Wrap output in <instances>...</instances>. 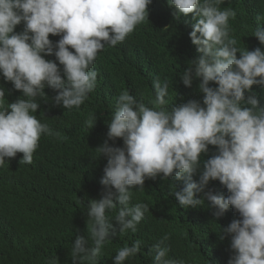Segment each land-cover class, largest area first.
I'll list each match as a JSON object with an SVG mask.
<instances>
[{
    "label": "clouds",
    "instance_id": "9594fccd",
    "mask_svg": "<svg viewBox=\"0 0 264 264\" xmlns=\"http://www.w3.org/2000/svg\"><path fill=\"white\" fill-rule=\"evenodd\" d=\"M152 2L0 0V79L22 94L11 102L13 94L4 99L5 89L0 87V167L18 153L19 163L31 164L42 136L54 135L33 115L40 108L37 98H46L45 87L56 92L54 106L79 109L96 88L98 73L93 66L98 53L125 41L148 19ZM224 2L167 0L177 20L191 14L194 21L189 35L201 55L190 61L180 78L187 87L194 78H202L198 89L203 100L166 106V79L153 80L151 107L127 91L120 93L106 122L107 139L96 148L99 157L107 159L99 181L101 198L86 208L88 235L76 236L71 264H98L105 244L117 235L107 211L116 210L113 218L120 234L135 233L149 206L132 204V189L143 191L146 179L158 177L185 182L172 193L185 209L207 202L217 220L231 213L220 236L223 240L226 234L229 240L226 264H264V107L252 92L253 85L264 89V50L236 46L229 25L236 11L222 10ZM256 21L251 36L264 46V15ZM50 34L60 39L54 44ZM117 138L123 146H110L109 141L114 145ZM209 145L215 146L216 154L202 161ZM216 185L222 195H215ZM0 206L10 213L26 208L11 197L2 199ZM169 239L165 234L149 248L152 264H184L168 257ZM141 243L136 240L120 248L114 264L136 257Z\"/></svg>",
    "mask_w": 264,
    "mask_h": 264
},
{
    "label": "trees",
    "instance_id": "16d2710c",
    "mask_svg": "<svg viewBox=\"0 0 264 264\" xmlns=\"http://www.w3.org/2000/svg\"><path fill=\"white\" fill-rule=\"evenodd\" d=\"M219 7L236 11L229 25L238 48L264 50L257 38L251 36L256 17L264 15V0H225ZM173 11L167 0H153L145 22L137 25L122 43L106 46L98 53L93 66L98 73L96 88L79 109L54 106L52 98L56 92L48 86L44 89L46 98H37L40 108L33 115L46 123L54 135L42 136L31 164L19 163L22 153H18L15 158H6L0 167V201L11 197L26 207L19 213H10L0 206V264H50L54 259L57 264H71L70 250L76 236L88 235L86 208L91 200L101 198L99 181L107 159L99 157L96 148L107 139L106 122L115 112L121 92L127 91L151 107L153 80L166 79L169 84L166 106L189 100L202 102L203 93L198 89L202 78H194L191 87L185 86L180 78L190 61L201 55L189 35L194 21L191 14L177 20ZM49 39L55 44L60 37L50 34ZM209 86L216 87L212 82ZM0 87L5 89L4 99L13 94L11 102L22 95L3 77ZM252 92L264 107V89L253 85ZM109 145L122 147L123 141L117 138L114 145L113 141ZM215 154V146L209 145L201 160ZM193 180L198 181V174ZM184 183L174 177L167 180L158 177L146 179L143 191L132 189L131 203L149 206L135 233L129 230L120 234V225L113 218L116 210L107 211L108 222L117 235L105 244L98 264H114L117 251L136 240L142 242L141 251L125 264H152L147 252L165 234L170 235L165 246L171 259L182 260L184 264H226L229 240L226 234L223 240L220 236L231 213L217 220L207 202L198 208H183L172 193L182 189ZM216 188L215 195H222L220 186ZM200 196L197 194V198Z\"/></svg>",
    "mask_w": 264,
    "mask_h": 264
}]
</instances>
